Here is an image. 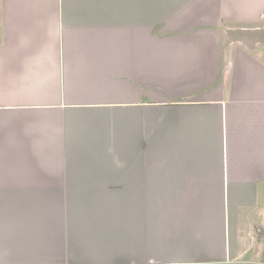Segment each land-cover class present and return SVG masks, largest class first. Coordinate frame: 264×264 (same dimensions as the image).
Instances as JSON below:
<instances>
[{"label":"crops","instance_id":"obj_1","mask_svg":"<svg viewBox=\"0 0 264 264\" xmlns=\"http://www.w3.org/2000/svg\"><path fill=\"white\" fill-rule=\"evenodd\" d=\"M262 20L0 0V264H264Z\"/></svg>","mask_w":264,"mask_h":264},{"label":"rangeland","instance_id":"obj_2","mask_svg":"<svg viewBox=\"0 0 264 264\" xmlns=\"http://www.w3.org/2000/svg\"><path fill=\"white\" fill-rule=\"evenodd\" d=\"M264 20H262L261 25H263ZM156 32V31H154ZM162 34V32H160ZM164 34H168L167 32ZM249 34V33H248ZM261 34L262 37H264V29L261 30L260 33H256V35ZM249 39L251 38L250 34L246 35ZM260 36V37H261ZM255 39V38H254ZM257 39V38H256ZM252 40V39H251ZM259 210H261V208H259ZM261 213V212H260ZM262 225V227L264 228V214H260L259 215V211L256 209H251L248 213V217L246 218V232H247V236L250 237L254 234L255 231V225ZM254 238V236H253ZM245 247H247V245H245ZM252 253V252H251ZM251 253L247 254L248 255H252ZM259 257V256H258Z\"/></svg>","mask_w":264,"mask_h":264},{"label":"built area","instance_id":"obj_3","mask_svg":"<svg viewBox=\"0 0 264 264\" xmlns=\"http://www.w3.org/2000/svg\"><path fill=\"white\" fill-rule=\"evenodd\" d=\"M175 264H198V263H175ZM233 264V262H231Z\"/></svg>","mask_w":264,"mask_h":264}]
</instances>
